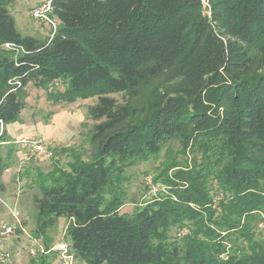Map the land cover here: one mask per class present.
I'll return each mask as SVG.
<instances>
[{
  "label": "trees",
  "instance_id": "obj_1",
  "mask_svg": "<svg viewBox=\"0 0 264 264\" xmlns=\"http://www.w3.org/2000/svg\"><path fill=\"white\" fill-rule=\"evenodd\" d=\"M13 1L0 0V177L29 85L53 104L96 99L89 157L64 149L66 168L40 175L43 250L64 218L81 264H264V0H47L58 25L44 39L20 35ZM171 142L191 158L164 165V192L121 213L126 170Z\"/></svg>",
  "mask_w": 264,
  "mask_h": 264
},
{
  "label": "rangeland",
  "instance_id": "obj_2",
  "mask_svg": "<svg viewBox=\"0 0 264 264\" xmlns=\"http://www.w3.org/2000/svg\"><path fill=\"white\" fill-rule=\"evenodd\" d=\"M45 1L47 0H14L10 4L9 14L13 17L15 27L22 37L44 39L50 35L53 27L58 25L56 20H53L54 26H51L46 21L36 20L32 17V10ZM62 90L63 84L61 82H55L49 87L51 92ZM26 91L28 94L27 106L21 112L20 122L31 128L40 129L43 127L44 130H54L55 125H57L61 128L58 136L63 143L55 146L50 145L53 150V158L45 162L23 160L24 152L19 146L10 143L9 147H12L14 152L11 155L10 167L3 172L9 171L8 182L5 184L4 191H0V226L10 223L11 212L18 213L20 227L15 236L17 238L13 237L11 240L13 246L9 247L13 256L17 255V261L14 264H28L31 258L28 254L29 250L38 251L41 247V240L33 236L36 211L34 199L40 196L39 185L42 180L40 175H47L55 166L66 168L70 162V157L62 153L64 150L62 146L68 145V149L76 151L83 159H87L90 155L87 136L95 124L89 119L87 109L96 103V99L77 100L73 104H53L47 99V92L45 91L37 90L31 85L27 87ZM111 97L119 104L123 103L121 95L117 94ZM34 137L42 138L40 135ZM6 147L8 146H1V152L4 153ZM16 153H21V156L18 157ZM190 158L191 155L181 153L178 143L171 142L157 157L149 162L137 164L127 169L125 173L127 181L124 184L127 200L121 208V213L131 214L135 208L150 201L159 192H164L159 183H154V178L162 171L164 165L172 160L183 165ZM153 187L157 190L156 193H153ZM67 222L64 218L59 219L55 228L49 232L48 237L53 241V245L69 242V238L66 236ZM177 233L176 229H171L169 237L174 238ZM184 233L183 231L179 234L184 235ZM255 233L264 242V222L256 224ZM74 264L81 263L74 261Z\"/></svg>",
  "mask_w": 264,
  "mask_h": 264
},
{
  "label": "built area",
  "instance_id": "obj_3",
  "mask_svg": "<svg viewBox=\"0 0 264 264\" xmlns=\"http://www.w3.org/2000/svg\"><path fill=\"white\" fill-rule=\"evenodd\" d=\"M32 17L36 20H43L54 26V22L51 19V6L48 1L39 4L32 10ZM54 28V27H53ZM3 131V126L0 125V134ZM15 145L19 146L24 152L26 160H32L37 162L49 161L53 158V150L50 144L39 137L22 138L15 142ZM153 193L157 190L153 187ZM20 227V221L17 212H11V221L8 224L0 226V264H13L14 256L10 252L9 247L11 240L16 236L17 230ZM48 252H55L57 254L54 264H74V256L69 246L65 242H60L52 246V248L45 252L42 247L38 251L30 249L28 254L31 257H35L38 253L44 254Z\"/></svg>",
  "mask_w": 264,
  "mask_h": 264
},
{
  "label": "crops",
  "instance_id": "obj_4",
  "mask_svg": "<svg viewBox=\"0 0 264 264\" xmlns=\"http://www.w3.org/2000/svg\"><path fill=\"white\" fill-rule=\"evenodd\" d=\"M19 123H14V124L8 125L5 128L7 136L12 143H13V141H17V140L22 139V138H31V137H34L36 135H40V137H42L44 140H46L48 143H50V145H53V146L60 145V143H63L62 139L58 136V133H59V131H61V128L58 127L57 125H55L56 127L54 130H44L43 127L40 129H38L37 127L31 128L25 123H21V122H19ZM62 148L67 149V148H69V146L65 145L64 147L62 146ZM16 154H18V157L21 156V153H16ZM22 159L26 160L25 155L23 156ZM8 173H9V171H6L5 173H3L1 175L2 176L1 182L3 183L4 187H5V184L8 182L7 181ZM12 246H13V242L10 243V247H12ZM16 258H17V255L14 256V263H15V261H17Z\"/></svg>",
  "mask_w": 264,
  "mask_h": 264
}]
</instances>
